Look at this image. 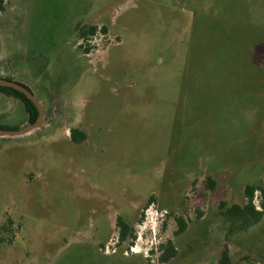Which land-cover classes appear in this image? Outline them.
Returning a JSON list of instances; mask_svg holds the SVG:
<instances>
[{
    "label": "rangeland",
    "instance_id": "obj_1",
    "mask_svg": "<svg viewBox=\"0 0 264 264\" xmlns=\"http://www.w3.org/2000/svg\"><path fill=\"white\" fill-rule=\"evenodd\" d=\"M3 5L0 76L31 82L47 123L0 137V264H264V211L227 214L264 187V0ZM22 105L0 93V123L27 124Z\"/></svg>",
    "mask_w": 264,
    "mask_h": 264
},
{
    "label": "trees",
    "instance_id": "obj_2",
    "mask_svg": "<svg viewBox=\"0 0 264 264\" xmlns=\"http://www.w3.org/2000/svg\"><path fill=\"white\" fill-rule=\"evenodd\" d=\"M4 0H0V10L4 8L3 5ZM98 30H102L103 32H106V29L104 26H101L98 28L96 25H84L78 29V35L80 38L86 39L88 36L94 35ZM88 46H84L85 52H88ZM7 79H10L9 77H6ZM0 93H3L7 96H12L17 99H19L24 109L27 113V122L31 123L35 121L37 118V109L33 105V103L20 91L12 89L10 87L6 86H0ZM19 126H14L12 128H18ZM0 128H8L4 125H0ZM69 137L74 142H82L85 140V134L83 131L79 130L78 128H71L69 129ZM207 184L209 187H213L214 181L211 177L206 178ZM259 191V207L260 209H257L255 204L253 203V196L254 192ZM244 196H245V203L244 205L240 206L238 204H232L227 208V214L234 218H240L242 223L241 226L247 227L251 226L253 223H255L259 218L261 217L263 211H264V187L259 184H247L244 187ZM151 202V199L147 201L146 204ZM177 221V228L174 231V234H180L182 233L186 228V222L180 218H176ZM116 224L118 226V242H122L125 239L129 240V242H132V239L135 237L134 234H132L130 226L123 220V218L119 215L116 217ZM159 247V255L158 260L159 262H166L170 258L174 257L177 253V250L174 246V243L171 239H167L164 243H161L158 245ZM216 264H230L229 262V256L227 249H222L220 258Z\"/></svg>",
    "mask_w": 264,
    "mask_h": 264
},
{
    "label": "water",
    "instance_id": "obj_3",
    "mask_svg": "<svg viewBox=\"0 0 264 264\" xmlns=\"http://www.w3.org/2000/svg\"><path fill=\"white\" fill-rule=\"evenodd\" d=\"M0 86L10 87L23 93L36 107L37 118L31 123H27L19 128H0V137H15L29 134L47 123L45 120V111L42 103L36 96L35 91L25 83L14 79H7L0 76Z\"/></svg>",
    "mask_w": 264,
    "mask_h": 264
},
{
    "label": "built area",
    "instance_id": "obj_4",
    "mask_svg": "<svg viewBox=\"0 0 264 264\" xmlns=\"http://www.w3.org/2000/svg\"><path fill=\"white\" fill-rule=\"evenodd\" d=\"M253 203L255 204L257 209H260V207H259V191L254 192ZM144 214H145V218H147V216L149 215V219L152 221H154V219L158 220V221H162L164 219L165 215L167 214V211L162 210L161 212H159L158 215H156V212H148V211H146ZM129 249H130V251L135 252L134 247L130 246Z\"/></svg>",
    "mask_w": 264,
    "mask_h": 264
},
{
    "label": "crops",
    "instance_id": "obj_5",
    "mask_svg": "<svg viewBox=\"0 0 264 264\" xmlns=\"http://www.w3.org/2000/svg\"><path fill=\"white\" fill-rule=\"evenodd\" d=\"M13 75V74H12ZM2 77H4V78H6V77H9L10 79H14V80H16V81H19V82H21V83H25V84H27L28 86H30L34 91H35V93H36V96H37V91H36V88H35V86L31 83V82H29V81H27V80H25V79H23L22 77H20V76H11V75H5V76H2ZM1 94H3V93H1ZM3 95H5V94H3ZM7 96V95H6ZM12 97V96H11ZM15 98V97H14ZM37 98H38V96H37ZM39 99V98H38ZM19 100V99H18ZM39 101L41 102V100L39 99ZM21 102V101H20ZM22 103V102H21ZM42 103V102H41ZM42 105H43V103H42ZM23 106V105H22ZM24 107V106H23ZM43 108H44V105H43ZM25 110V109H24ZM26 112V111H25ZM27 114V113H26ZM26 122H27V119H26ZM28 123V122H27ZM0 125H3L2 123H0Z\"/></svg>",
    "mask_w": 264,
    "mask_h": 264
},
{
    "label": "bare ground",
    "instance_id": "obj_6",
    "mask_svg": "<svg viewBox=\"0 0 264 264\" xmlns=\"http://www.w3.org/2000/svg\"><path fill=\"white\" fill-rule=\"evenodd\" d=\"M134 251H135V249H134Z\"/></svg>",
    "mask_w": 264,
    "mask_h": 264
}]
</instances>
